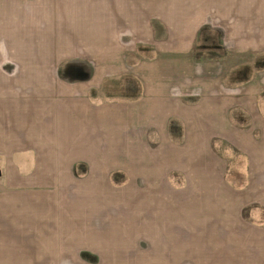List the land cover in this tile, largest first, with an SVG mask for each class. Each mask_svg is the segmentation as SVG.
I'll return each instance as SVG.
<instances>
[{"label": "crops", "instance_id": "obj_1", "mask_svg": "<svg viewBox=\"0 0 264 264\" xmlns=\"http://www.w3.org/2000/svg\"><path fill=\"white\" fill-rule=\"evenodd\" d=\"M223 1L215 25L141 10L131 47L103 16L65 38L82 46L49 87L44 53L33 87L0 84V264H264L244 217L264 202V80L238 79L244 64L229 82L195 54L207 28L260 56L264 4Z\"/></svg>", "mask_w": 264, "mask_h": 264}, {"label": "rangeland", "instance_id": "obj_2", "mask_svg": "<svg viewBox=\"0 0 264 264\" xmlns=\"http://www.w3.org/2000/svg\"><path fill=\"white\" fill-rule=\"evenodd\" d=\"M248 1L250 2V0H227L228 4L247 3ZM211 3L219 5H213L212 12L210 11ZM261 3L264 4V0H261ZM220 4H224V1L0 0V84L7 87H17L16 85H19L18 87H33L32 81L35 74L33 71L35 70L38 74L43 71L45 57L46 72L44 75L42 73V78L38 75L37 81L41 83L36 84V87H49L45 84L44 77L51 72L55 76L58 62L63 59L67 45L69 48L82 46L77 45V43L72 45L73 42L65 38L69 35L76 36L77 31L86 34L97 25L99 29L103 16L108 21L110 20V23L117 26L116 29L119 31L116 38L117 47L121 43L131 47L141 38L138 35L136 36V33L132 35L128 30H124V21L131 18L134 21L133 16H140L142 14L141 10L144 11L143 14L149 17L150 21L157 18L162 19L165 15H168L172 20L173 12L195 16L198 20H202L211 14L209 23L215 25L221 18L219 11L223 7ZM93 15L96 16L97 20L100 19V22H97L96 25L87 22L89 19L91 20ZM132 26L140 27L139 24H133ZM200 34L201 37L195 50L196 56L202 62L206 61L208 65L212 63V68L216 72L222 65V73L228 70L229 82H232V80V83L236 82V77H233L231 72L235 67L244 64L246 66L237 73L239 75L238 79L243 78L245 81L252 82V77H255L256 80L253 84L258 81V78L260 82L264 80L263 51L260 56H253L249 53L238 54L224 48L216 32L204 28ZM102 45L100 44V46ZM43 50H46V52H43ZM241 120L243 121L242 124L246 122V119L242 118ZM157 141L156 135L154 133L150 134V143L156 144ZM4 190V194H13L14 192L12 187H7ZM259 197L260 199L264 197V189H261ZM252 211L253 214L250 216ZM244 217L247 221L255 222L258 226L264 228V202L247 208Z\"/></svg>", "mask_w": 264, "mask_h": 264}]
</instances>
